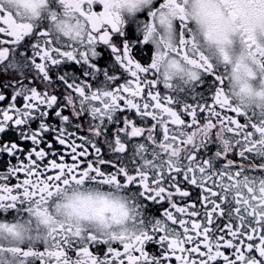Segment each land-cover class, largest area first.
<instances>
[{"label": "snow or ice", "instance_id": "obj_1", "mask_svg": "<svg viewBox=\"0 0 264 264\" xmlns=\"http://www.w3.org/2000/svg\"><path fill=\"white\" fill-rule=\"evenodd\" d=\"M0 157V264H264V0H0Z\"/></svg>", "mask_w": 264, "mask_h": 264}, {"label": "flooded vegetation", "instance_id": "obj_2", "mask_svg": "<svg viewBox=\"0 0 264 264\" xmlns=\"http://www.w3.org/2000/svg\"><path fill=\"white\" fill-rule=\"evenodd\" d=\"M102 51V50H101ZM103 62V61H102ZM57 147H60L57 145ZM6 159V157H0V168L3 167V161Z\"/></svg>", "mask_w": 264, "mask_h": 264}]
</instances>
